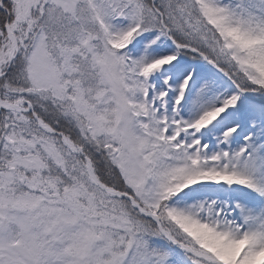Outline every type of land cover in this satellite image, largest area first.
<instances>
[{
    "label": "snow or ice",
    "instance_id": "obj_1",
    "mask_svg": "<svg viewBox=\"0 0 264 264\" xmlns=\"http://www.w3.org/2000/svg\"><path fill=\"white\" fill-rule=\"evenodd\" d=\"M0 264H264V0H0Z\"/></svg>",
    "mask_w": 264,
    "mask_h": 264
}]
</instances>
